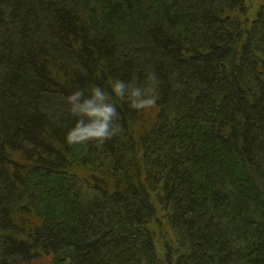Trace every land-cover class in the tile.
<instances>
[{"label": "trees", "instance_id": "trees-1", "mask_svg": "<svg viewBox=\"0 0 264 264\" xmlns=\"http://www.w3.org/2000/svg\"><path fill=\"white\" fill-rule=\"evenodd\" d=\"M149 75L66 143L71 91ZM41 259L264 264V0H0V264Z\"/></svg>", "mask_w": 264, "mask_h": 264}, {"label": "clouds", "instance_id": "clouds-1", "mask_svg": "<svg viewBox=\"0 0 264 264\" xmlns=\"http://www.w3.org/2000/svg\"><path fill=\"white\" fill-rule=\"evenodd\" d=\"M111 94L100 86H92L87 91L74 89L66 97L69 112L75 119L74 126L67 132L65 141L69 145L112 139L119 132L116 124L118 112L112 97L124 101L137 111H147L158 103L155 76L149 75L143 84L132 80L112 78L109 81Z\"/></svg>", "mask_w": 264, "mask_h": 264}, {"label": "rangeland", "instance_id": "rangeland-1", "mask_svg": "<svg viewBox=\"0 0 264 264\" xmlns=\"http://www.w3.org/2000/svg\"><path fill=\"white\" fill-rule=\"evenodd\" d=\"M263 2V0H249V5L251 6V11L254 13V12H256V8L258 7V5L260 4V3H262ZM154 114V112H151L150 113V115H153ZM161 242V241H160ZM162 243V242H161ZM160 243V245H158L159 246V251H160V247H161V249L163 248V246H162V244ZM46 260H48V259H41V261H39V264H46Z\"/></svg>", "mask_w": 264, "mask_h": 264}]
</instances>
